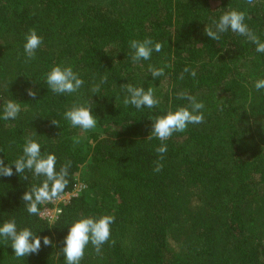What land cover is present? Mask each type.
Returning a JSON list of instances; mask_svg holds the SVG:
<instances>
[{"label":"trees","instance_id":"1","mask_svg":"<svg viewBox=\"0 0 264 264\" xmlns=\"http://www.w3.org/2000/svg\"><path fill=\"white\" fill-rule=\"evenodd\" d=\"M229 10L245 12L264 42V0H0V159L13 164L31 136L42 154L56 156L57 170L71 161L61 196L74 190L81 167L85 186L48 224L21 199L44 177L15 174L14 165L13 176H0V226L15 218L18 231L52 240L17 258L0 237V264H66L70 226L105 214L115 216L110 240L100 255L89 244L80 264H264V89L255 88L264 79V53L230 29L219 41L205 34ZM29 29L43 38L31 61L24 53ZM149 38L162 50L134 63L129 42ZM56 65L71 66L83 86L53 93L46 77ZM149 65L165 74L153 79ZM185 67L196 76L181 79ZM125 84L153 87L160 103L125 105ZM185 91L204 103L205 120L165 142L164 167L154 172L161 141L147 139L152 121L186 106L178 97ZM9 100L21 105L14 120L2 118ZM89 104L94 129L64 118L73 105ZM43 205L40 212L52 207Z\"/></svg>","mask_w":264,"mask_h":264},{"label":"clouds","instance_id":"2","mask_svg":"<svg viewBox=\"0 0 264 264\" xmlns=\"http://www.w3.org/2000/svg\"><path fill=\"white\" fill-rule=\"evenodd\" d=\"M247 2L252 4L253 0H247ZM245 18V12L243 11H226L220 16L218 21H213V26H206L204 32L213 41H219L221 34L228 32L230 29L238 35L247 37L248 40L256 45L257 52L264 53V42H261L255 33L249 29L244 22ZM25 40L24 53L27 61H31L35 59L36 50L43 43V38L37 34L35 29H29ZM129 47L133 50L131 60L135 63L140 60H149L153 51L160 52L163 45L158 42L154 43L149 38L143 41L131 40ZM148 70L153 79L165 74L163 67L156 68L149 65ZM184 73H189L193 78L197 74L195 70L185 67L181 73V79L184 78ZM46 83L53 93L62 95L77 92L83 86L84 81L77 72H74L71 66L56 65L48 72ZM121 87L128 93V96L124 99L125 105L131 104L139 110L142 107L151 109L160 103L153 87H148L147 90L144 87H135L131 84H125ZM255 88L257 90L264 89V79L257 80ZM91 91L95 95L99 91V85H94ZM27 94L35 98L37 92L30 88L27 90ZM178 97L187 100L188 104L177 108L175 111L169 110L166 115L156 117L155 121H152L151 135L147 138L151 139L154 136L161 141L160 146L155 148V152L159 154L158 158L153 162L155 165L153 171L157 173L162 171L164 167L162 161L165 159L167 152V144L165 142L174 133L186 131L189 124H201L205 120L203 112L205 105L203 102H198L195 96L190 95L186 91L179 93ZM20 111V103L16 100H9L4 105L2 118L4 120H14ZM64 118L71 123L72 127H79L83 131L94 129L97 125V117L93 115V107L90 104L87 106L73 105L64 113ZM52 123L59 127L57 121L53 120ZM56 162L57 158L54 154L41 153L40 144L31 136L26 138L23 154L13 164L5 165L4 160L0 159V176H13L12 165H14L15 174L21 175L27 170L33 176L44 177L39 186H31L21 197L25 202L26 211L30 215H42L39 205L60 198L69 183L71 161H67L59 170L56 169ZM23 179H28V176L24 175ZM59 211L62 212V210ZM114 222L115 216L108 214L99 217H81L75 221L70 226L64 239L65 246L62 249V253L66 264H80L85 254V248L89 244L94 247L96 254L100 255L102 246L110 240L111 225ZM0 237L11 241V247L17 258L38 254L41 249V239H43L44 246L52 244L50 237L44 236L41 238L29 228H23L18 231L15 218L4 222L0 226ZM111 243L115 244V241L113 240Z\"/></svg>","mask_w":264,"mask_h":264},{"label":"rangeland","instance_id":"3","mask_svg":"<svg viewBox=\"0 0 264 264\" xmlns=\"http://www.w3.org/2000/svg\"><path fill=\"white\" fill-rule=\"evenodd\" d=\"M83 174H84L83 167H81L80 171L76 175L77 184L74 187V190L71 193L64 194L60 198L48 202L52 205V207L46 206L45 209L41 211L42 215H40V217L43 220H46L48 224L54 222V220L60 214L59 206L61 204L68 203L71 198L79 196V194L84 190L85 186L83 182Z\"/></svg>","mask_w":264,"mask_h":264},{"label":"built area","instance_id":"4","mask_svg":"<svg viewBox=\"0 0 264 264\" xmlns=\"http://www.w3.org/2000/svg\"><path fill=\"white\" fill-rule=\"evenodd\" d=\"M43 209H45V207H44ZM43 209H42V210H43Z\"/></svg>","mask_w":264,"mask_h":264}]
</instances>
